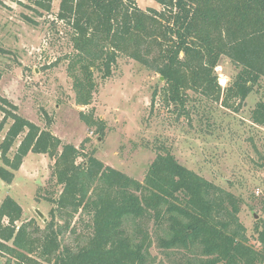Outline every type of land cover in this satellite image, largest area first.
<instances>
[{
  "label": "trees",
  "instance_id": "obj_1",
  "mask_svg": "<svg viewBox=\"0 0 264 264\" xmlns=\"http://www.w3.org/2000/svg\"><path fill=\"white\" fill-rule=\"evenodd\" d=\"M32 1L52 9L53 0ZM156 2L161 9H142L136 0L60 1L57 18L71 28L73 52L65 58L76 104H92L98 78L111 77L127 56L163 77L153 102L161 94L187 114L192 90L239 111L264 78V0ZM223 57L237 70L225 87L217 72ZM0 109V133L12 120L0 143V178L11 184L30 152L48 154L55 160L51 181L61 187L46 197L52 208L43 227L23 220L15 198L3 199L5 264H156L153 247L164 256L161 264H264V219L255 221L258 244L252 243L239 216L243 197L188 168L169 148L157 150L140 180L85 152L84 144L64 142L1 94ZM80 118L104 136L106 122L94 108ZM250 119L264 127V100ZM77 214L89 218L83 231L71 225Z\"/></svg>",
  "mask_w": 264,
  "mask_h": 264
},
{
  "label": "rangeland",
  "instance_id": "obj_2",
  "mask_svg": "<svg viewBox=\"0 0 264 264\" xmlns=\"http://www.w3.org/2000/svg\"><path fill=\"white\" fill-rule=\"evenodd\" d=\"M60 1L53 0L48 12L32 0H0V94L17 105L19 114L49 127L64 142L84 144L85 152L94 150L106 165L140 180L157 150L169 148L188 168L243 197L239 216L251 242L258 244L254 224L264 219V127L252 122L250 114L264 100V78L237 112L190 90L189 112L180 115L161 94L153 102L154 91L165 84L160 74L121 56L111 77L98 78L92 104L80 106L65 58L73 52L71 28L57 18ZM136 1L142 9H161L156 0ZM236 71L227 57L217 68L228 81ZM92 108L106 122L103 137L80 118L81 110ZM3 118L0 109V123ZM11 122L5 123L0 143ZM54 161L48 154L30 152L11 184L0 178V204L8 195L15 198L23 207V220L35 218L43 227L52 208L46 197L61 189L51 181ZM88 219L77 214L71 225L83 231ZM74 237L67 232L64 239L72 242ZM152 253L161 264L164 256L158 248ZM5 262L0 255V264Z\"/></svg>",
  "mask_w": 264,
  "mask_h": 264
},
{
  "label": "built area",
  "instance_id": "obj_3",
  "mask_svg": "<svg viewBox=\"0 0 264 264\" xmlns=\"http://www.w3.org/2000/svg\"><path fill=\"white\" fill-rule=\"evenodd\" d=\"M219 81L222 86H226L228 84V80L226 78L223 79L220 76H219Z\"/></svg>",
  "mask_w": 264,
  "mask_h": 264
},
{
  "label": "water",
  "instance_id": "obj_4",
  "mask_svg": "<svg viewBox=\"0 0 264 264\" xmlns=\"http://www.w3.org/2000/svg\"><path fill=\"white\" fill-rule=\"evenodd\" d=\"M163 79V77H161Z\"/></svg>",
  "mask_w": 264,
  "mask_h": 264
}]
</instances>
